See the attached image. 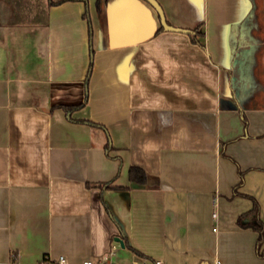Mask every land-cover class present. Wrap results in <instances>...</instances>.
I'll return each instance as SVG.
<instances>
[{"label": "crops", "instance_id": "obj_1", "mask_svg": "<svg viewBox=\"0 0 264 264\" xmlns=\"http://www.w3.org/2000/svg\"><path fill=\"white\" fill-rule=\"evenodd\" d=\"M157 2L0 0V264H264V0Z\"/></svg>", "mask_w": 264, "mask_h": 264}, {"label": "trees", "instance_id": "obj_2", "mask_svg": "<svg viewBox=\"0 0 264 264\" xmlns=\"http://www.w3.org/2000/svg\"><path fill=\"white\" fill-rule=\"evenodd\" d=\"M61 1H63V0H56V1L51 0V2H54V3H59ZM84 16L86 17L88 24H89L88 26H89V43H90L92 32H91L90 20H89V17L87 15V11H85ZM193 31H194V35L198 32L196 28H194ZM91 51H92V49H91ZM90 64H91V62H90ZM88 74H89V72L87 73V77L85 78V81H84V83H85L84 98L85 99L87 97ZM77 106H71L70 108H74ZM88 122L94 123V122L89 121V120H88ZM94 124H96V123H94ZM129 178L132 180L143 181L145 178V175L141 169H139L135 166H131L129 168ZM237 224L239 226H242V227H250V228H253L254 230H256L258 232L257 245L259 242H261L263 235H264V223L259 217L258 203L255 200H253L252 207L249 210L241 213L237 217Z\"/></svg>", "mask_w": 264, "mask_h": 264}, {"label": "built area", "instance_id": "obj_3", "mask_svg": "<svg viewBox=\"0 0 264 264\" xmlns=\"http://www.w3.org/2000/svg\"><path fill=\"white\" fill-rule=\"evenodd\" d=\"M215 212L212 213L213 216H215ZM38 264H65V258L63 255H59L56 259H50V258H43L41 259ZM82 264H113L108 257V254L101 255L97 261H93L92 259H85L83 260ZM135 264V263H132ZM141 264H162L160 259H147L144 258L143 262ZM216 264H218V261H216Z\"/></svg>", "mask_w": 264, "mask_h": 264}, {"label": "water", "instance_id": "obj_4", "mask_svg": "<svg viewBox=\"0 0 264 264\" xmlns=\"http://www.w3.org/2000/svg\"><path fill=\"white\" fill-rule=\"evenodd\" d=\"M147 1L149 3H151L153 5V7L156 9V11L159 15L160 23L164 28L169 29V30L183 31V32H187V33L191 32V30L188 28H183V27H178V26H173V25L168 24L166 22L163 10H162L160 4L157 2V0H147ZM116 240H118L122 244V241L120 238L116 237Z\"/></svg>", "mask_w": 264, "mask_h": 264}]
</instances>
